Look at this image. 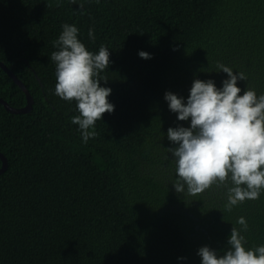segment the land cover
<instances>
[{"label": "trees", "instance_id": "16d2710c", "mask_svg": "<svg viewBox=\"0 0 264 264\" xmlns=\"http://www.w3.org/2000/svg\"><path fill=\"white\" fill-rule=\"evenodd\" d=\"M64 24L92 53L110 52L99 78L114 111L87 143L71 123L76 102L55 94ZM218 62L245 74L241 95L264 94V0H0V63L33 99L24 115L0 105V264H202L199 249L223 255L240 217L245 247L264 245V191L227 211L230 180L196 195L172 185L167 132L190 120L165 93L186 102L194 79L221 88ZM0 99L26 105L1 69Z\"/></svg>", "mask_w": 264, "mask_h": 264}, {"label": "clouds", "instance_id": "9594fccd", "mask_svg": "<svg viewBox=\"0 0 264 264\" xmlns=\"http://www.w3.org/2000/svg\"><path fill=\"white\" fill-rule=\"evenodd\" d=\"M78 32L75 25H62L59 38L53 41L59 50L51 54V60L56 65L55 94L76 102L79 115L72 117L71 123L79 126L87 143L89 129L105 113L114 111L108 100L112 90L101 87L99 78L109 68L110 52L101 46L98 53H92L78 39ZM88 36L94 39L92 29ZM138 55L145 60L152 58L144 51ZM217 69L228 76L221 88L213 80L194 79L186 102L165 93L164 99L178 121L190 120L189 127L168 129L167 138L178 147L166 151L176 164L177 179L172 185L177 193L186 189L196 195L230 180L233 186L228 189L225 210L231 211L246 200L258 199L264 191V94L258 96L254 89L247 88L241 95L237 82L246 81L245 74H234L219 62ZM237 223L241 228L232 227L223 255L218 256L207 246L199 249L202 264H264V245L246 248L241 235L248 229L246 219L240 217Z\"/></svg>", "mask_w": 264, "mask_h": 264}, {"label": "water", "instance_id": "95a60500", "mask_svg": "<svg viewBox=\"0 0 264 264\" xmlns=\"http://www.w3.org/2000/svg\"><path fill=\"white\" fill-rule=\"evenodd\" d=\"M0 69L3 70L7 76L13 81V83L24 93L26 99V105L21 109H14L11 108L7 103L0 99V105L5 109L6 112L13 114V115H24L31 111L33 105V99L29 95L27 89L24 85L11 73L2 63H0ZM0 175L6 171L7 162L6 159L0 154Z\"/></svg>", "mask_w": 264, "mask_h": 264}]
</instances>
